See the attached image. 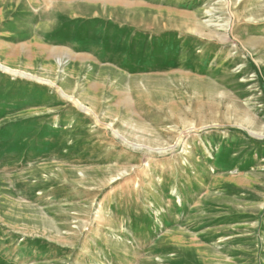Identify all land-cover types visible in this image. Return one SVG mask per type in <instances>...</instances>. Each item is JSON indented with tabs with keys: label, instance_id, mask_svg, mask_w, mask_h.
<instances>
[{
	"label": "rangeland",
	"instance_id": "obj_1",
	"mask_svg": "<svg viewBox=\"0 0 264 264\" xmlns=\"http://www.w3.org/2000/svg\"><path fill=\"white\" fill-rule=\"evenodd\" d=\"M0 264H264V0H0Z\"/></svg>",
	"mask_w": 264,
	"mask_h": 264
},
{
	"label": "bare ground",
	"instance_id": "obj_2",
	"mask_svg": "<svg viewBox=\"0 0 264 264\" xmlns=\"http://www.w3.org/2000/svg\"><path fill=\"white\" fill-rule=\"evenodd\" d=\"M83 10H84L83 12L86 13V14L91 13V11H92L91 4H86V5L84 6ZM83 12H80V13H77V12H76V14H77L78 16H79V15L84 16V15H83ZM81 13H82V14H81ZM82 16L76 17V19H78V18H79L80 20H81V19H83V20L86 19V17L81 18ZM79 19H78V20H79ZM65 57H66V56H65ZM60 59H61V58H60ZM58 60H59V59H58ZM58 60H57V61H58ZM1 68L4 69V70H7L6 73L10 74L11 76H20V75H19L20 73H18V72H16V71H11L10 69L5 68V67H1ZM27 78H28V77H27ZM49 85L52 86V87L54 86V84L51 83V82H49ZM63 96H64V95H63ZM67 99H68V98H67ZM86 112H88V110H86ZM161 152H162V151H159L160 154H161Z\"/></svg>",
	"mask_w": 264,
	"mask_h": 264
}]
</instances>
